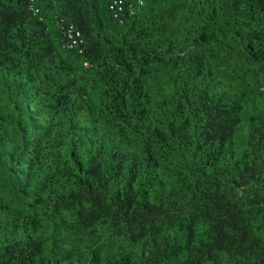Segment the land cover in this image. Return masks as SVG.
Returning a JSON list of instances; mask_svg holds the SVG:
<instances>
[{"label":"trees","instance_id":"obj_1","mask_svg":"<svg viewBox=\"0 0 264 264\" xmlns=\"http://www.w3.org/2000/svg\"><path fill=\"white\" fill-rule=\"evenodd\" d=\"M0 264H264V0H0Z\"/></svg>","mask_w":264,"mask_h":264}]
</instances>
